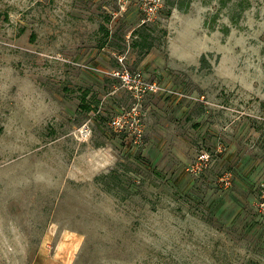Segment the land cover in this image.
Masks as SVG:
<instances>
[{
	"label": "rangeland",
	"instance_id": "rangeland-1",
	"mask_svg": "<svg viewBox=\"0 0 264 264\" xmlns=\"http://www.w3.org/2000/svg\"><path fill=\"white\" fill-rule=\"evenodd\" d=\"M160 1L0 0V264H264V0Z\"/></svg>",
	"mask_w": 264,
	"mask_h": 264
},
{
	"label": "built area",
	"instance_id": "built-area-1",
	"mask_svg": "<svg viewBox=\"0 0 264 264\" xmlns=\"http://www.w3.org/2000/svg\"><path fill=\"white\" fill-rule=\"evenodd\" d=\"M160 0H144L143 12L145 19L143 23L153 20L159 6ZM113 77L117 78L121 85L127 89L134 97L141 99L144 96L156 93H164L156 82L146 81L141 72H129L128 70H119L112 73ZM114 128H121V120L115 118L111 122Z\"/></svg>",
	"mask_w": 264,
	"mask_h": 264
},
{
	"label": "trees",
	"instance_id": "trees-1",
	"mask_svg": "<svg viewBox=\"0 0 264 264\" xmlns=\"http://www.w3.org/2000/svg\"><path fill=\"white\" fill-rule=\"evenodd\" d=\"M187 0H169L167 4L172 8L182 9V6L186 3ZM146 38H144L145 40ZM148 48V46L143 45L142 48ZM204 60V59H203Z\"/></svg>",
	"mask_w": 264,
	"mask_h": 264
}]
</instances>
